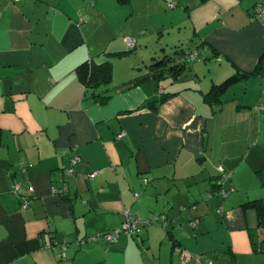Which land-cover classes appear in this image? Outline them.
<instances>
[{
	"label": "crops",
	"instance_id": "obj_1",
	"mask_svg": "<svg viewBox=\"0 0 264 264\" xmlns=\"http://www.w3.org/2000/svg\"><path fill=\"white\" fill-rule=\"evenodd\" d=\"M256 1L0 0V264H264L242 209L264 200ZM201 42L219 58L189 59ZM179 49L181 72L125 85ZM86 60L110 65L104 101L79 77ZM125 209L149 221L136 237L77 243L118 228Z\"/></svg>",
	"mask_w": 264,
	"mask_h": 264
},
{
	"label": "trees",
	"instance_id": "obj_2",
	"mask_svg": "<svg viewBox=\"0 0 264 264\" xmlns=\"http://www.w3.org/2000/svg\"><path fill=\"white\" fill-rule=\"evenodd\" d=\"M197 49H200L201 51L203 50V55L201 54L198 57L199 59L200 58L205 59L208 56V54H207L208 52L212 53V57H214V58H217L220 56V55H216V52H214L211 47H207L202 42L199 44ZM175 52H176V54H178L177 57H175L174 55L173 56L171 55V57L166 56L162 60H159L160 62L158 64H156L158 62L157 61L154 64L147 65V70L144 74L137 76V77H134L130 81L126 82L125 85L130 86L132 84L137 83L138 81L146 79L147 77H153V76L158 77L161 74H162V76H164L163 74L165 71L169 72L168 74H171V75L178 74L185 67H187L188 61H189V59H188L189 56L187 58L185 55V52L183 50H180V49L175 51ZM175 58H176V62L173 65H171V60H175ZM198 58H195V59H198ZM110 70H111L110 65L107 62L100 65L99 67H93V66H90L89 60H86L84 64L79 66V68H78L79 77L83 81V83L86 85V88H88L90 90L89 95L94 100L99 99L100 101H104L111 95L110 93L112 92V88L105 87L101 90H97V87L100 84L107 83L110 80ZM242 74L244 75V73H242ZM238 77H239V75L234 74V75L228 77L226 80H224L220 84H213L207 95L216 94V93L220 92L224 87H226L230 82H232L234 79H236ZM160 99H163V98H160ZM148 106L151 107L153 110H157L158 102L157 103H155V102L151 103L150 102L148 104ZM214 185H216L217 189L219 188L216 181H215ZM242 209L245 213L248 210H253L254 214H255V219H256L255 227H253V228L248 227V234H249V239H250V242L252 245V249L256 252L264 251V239L259 238V234H260L261 230L264 231V200H262L260 198H254L251 200H247L242 204ZM142 222H143L142 223V225H143L145 223H148L149 221H142ZM142 225H141V227H142ZM138 233L136 235H138ZM124 234H129V233H124ZM129 235H132L135 237V235H133V234H129ZM85 241H87V240H85ZM93 241H95V240H93ZM230 263H231V261H230Z\"/></svg>",
	"mask_w": 264,
	"mask_h": 264
},
{
	"label": "built area",
	"instance_id": "obj_3",
	"mask_svg": "<svg viewBox=\"0 0 264 264\" xmlns=\"http://www.w3.org/2000/svg\"><path fill=\"white\" fill-rule=\"evenodd\" d=\"M12 1H17V0H12ZM170 5L172 6L173 4L171 3ZM252 12L255 17H259V18L264 17V0L256 1V3L253 6ZM124 39H125L126 45L129 48L134 46V40L132 38L125 37ZM201 54L203 55V50L201 51L200 49H197V48H192L188 52L189 59L191 60L198 58ZM218 58L219 57H217L216 59ZM255 108L261 109V107L259 106H256ZM79 160L80 158L77 155L70 159L69 166L66 167L64 170L66 175L73 174L74 172L73 167L77 162H79ZM218 170H219V176H218L219 179L216 181V183L219 187H221L223 185L224 180L228 177V173L225 172L222 167H219ZM19 189H20V184L16 183V190L18 191ZM51 191L52 193L62 194L61 193L62 191L57 188H52ZM220 192L225 193L226 190L221 187ZM134 195L137 196V193H134ZM142 223L143 222L140 220V218H138L133 212H131L129 209H125L123 211V220L121 222V225L118 228H114V229L102 231V232L101 231L95 232L90 236L79 239L77 243H83L85 240H97L100 238L108 242H111L121 233H129V234L136 235L139 232ZM191 224H194V223H191ZM62 248L63 249L65 248V243L62 245ZM198 264H201L200 261H198ZM205 264H213V261L208 260Z\"/></svg>",
	"mask_w": 264,
	"mask_h": 264
},
{
	"label": "rangeland",
	"instance_id": "obj_4",
	"mask_svg": "<svg viewBox=\"0 0 264 264\" xmlns=\"http://www.w3.org/2000/svg\"><path fill=\"white\" fill-rule=\"evenodd\" d=\"M183 48H187V46H188V42L186 41V42H184L183 43ZM173 53V52H172ZM172 53H171V55H172ZM200 179V178H199ZM199 181H202V180H199ZM186 182H183V183H180V184H178V187L181 189V190H186L187 189V186H186ZM201 194V193H200ZM137 235H135V237H136ZM138 242H140V241H138Z\"/></svg>",
	"mask_w": 264,
	"mask_h": 264
},
{
	"label": "water",
	"instance_id": "obj_5",
	"mask_svg": "<svg viewBox=\"0 0 264 264\" xmlns=\"http://www.w3.org/2000/svg\"><path fill=\"white\" fill-rule=\"evenodd\" d=\"M160 61H158L156 64H158Z\"/></svg>",
	"mask_w": 264,
	"mask_h": 264
}]
</instances>
